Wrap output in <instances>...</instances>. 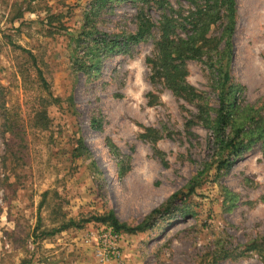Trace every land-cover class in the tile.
I'll list each match as a JSON object with an SVG mask.
<instances>
[{
    "label": "rangeland",
    "instance_id": "374dc122",
    "mask_svg": "<svg viewBox=\"0 0 264 264\" xmlns=\"http://www.w3.org/2000/svg\"><path fill=\"white\" fill-rule=\"evenodd\" d=\"M235 6L231 56L220 20L207 33L218 50L185 62L188 99L147 60L161 15L187 16L191 0H0V264H95L113 231L89 220L109 212L148 223L116 233L113 264H264L263 141L217 155L203 123L220 107V65L233 116L249 129L264 116V0ZM142 25L138 43L94 45Z\"/></svg>",
    "mask_w": 264,
    "mask_h": 264
},
{
    "label": "trees",
    "instance_id": "16d2710c",
    "mask_svg": "<svg viewBox=\"0 0 264 264\" xmlns=\"http://www.w3.org/2000/svg\"><path fill=\"white\" fill-rule=\"evenodd\" d=\"M160 4L166 0H157ZM193 7L188 11L187 16H182L180 11L164 12L159 18L158 32L159 40L155 42V53L152 59H148L151 70V79L163 81L165 85L174 93L182 94L186 98L194 96V89L185 83L187 71L185 62L189 60H200L206 56L210 58V53L206 50H218L220 42L207 36L208 31L220 20L224 21L225 47L223 50L227 59L231 56V37L234 29V18L236 14L235 0H191ZM161 7V6H160ZM184 31V36H179L178 30ZM146 29L139 27L135 35L127 38L111 37L106 34L97 33L100 37L93 38L94 45L102 53H109L115 49L127 47L130 42L138 43L144 39ZM98 53V52H97ZM222 81L221 94L219 95V109L216 110L214 119L206 116L203 123L212 131L213 139L210 142L211 147L217 155L227 152L233 158L239 157L244 151L248 150L258 140H262L264 144V116H259L252 122V129L245 127L248 120L242 115L233 116V112L237 107L234 102L227 100V92L233 87L228 86L225 92L224 87L229 82V74L222 70V65L216 70ZM38 77L42 84L45 80L40 70H37ZM230 92H228V95ZM57 102V100H55ZM239 114H243L240 112ZM239 118V120H237ZM222 167L226 171L230 170L231 163H223ZM175 197V196H174ZM158 210H154L152 214H156ZM89 221H95L105 224L114 233H135L143 231L148 223L128 228L120 224L113 212H109L106 216L93 218ZM73 226L68 225L66 228Z\"/></svg>",
    "mask_w": 264,
    "mask_h": 264
},
{
    "label": "built area",
    "instance_id": "2783aa9c",
    "mask_svg": "<svg viewBox=\"0 0 264 264\" xmlns=\"http://www.w3.org/2000/svg\"><path fill=\"white\" fill-rule=\"evenodd\" d=\"M119 258V236L110 230L102 232L97 241L95 264H113Z\"/></svg>",
    "mask_w": 264,
    "mask_h": 264
},
{
    "label": "bare ground",
    "instance_id": "6f19581e",
    "mask_svg": "<svg viewBox=\"0 0 264 264\" xmlns=\"http://www.w3.org/2000/svg\"><path fill=\"white\" fill-rule=\"evenodd\" d=\"M102 140V139H101ZM99 141V140H98ZM103 142V141H102ZM105 148V147H104ZM99 150H101V147L99 148ZM102 150H104L103 148H102ZM105 160V159H104ZM107 162V161H106ZM105 164V163H104Z\"/></svg>",
    "mask_w": 264,
    "mask_h": 264
}]
</instances>
